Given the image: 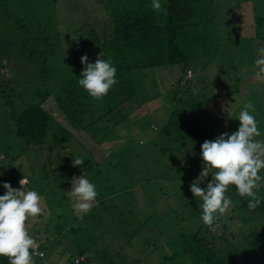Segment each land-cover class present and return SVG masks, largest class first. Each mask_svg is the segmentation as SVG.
I'll return each instance as SVG.
<instances>
[{
  "label": "rangeland",
  "instance_id": "obj_1",
  "mask_svg": "<svg viewBox=\"0 0 264 264\" xmlns=\"http://www.w3.org/2000/svg\"><path fill=\"white\" fill-rule=\"evenodd\" d=\"M197 3L192 20L198 24L196 31H203L209 58L188 64V80L191 91L207 97L199 114L202 135L180 139L173 129L168 135L161 133L170 113L185 109L193 97L180 79V65L132 71L133 95L121 112L105 114L94 102L98 111L87 113L89 126L84 124L83 132L68 129L70 141L64 144L62 139L57 145L74 158L103 163L96 175L93 170L85 174L103 198L96 199L81 220L68 195L75 176L67 172V151L49 149L46 155L41 148L23 147L14 136L10 111L35 103L60 120L55 100L70 88L79 91L81 57L91 48L84 39L97 48L112 34L115 2L0 0V196L6 192L3 183L20 190L16 184L24 178L25 190H35L43 198L42 213L29 217L25 225L30 234L36 232L34 225L43 227L45 238L57 228L58 235L48 245L43 237L37 238L43 242L47 264H72L78 254L85 258L82 264H132L136 256L140 264H192L190 251L200 245L194 237L209 244L214 231L201 221V202L189 188L203 170L200 150L205 137L213 141L237 131L236 118L248 100L255 107L259 139H264V83L251 71L241 72L242 67L252 68L257 50L264 47V20L259 24L264 0ZM92 57L88 63L98 58ZM193 103L199 105L198 100ZM90 141L98 146H86ZM63 163L67 171L61 174ZM195 168L199 173L192 172ZM94 176L98 182L91 180ZM211 179L209 173L200 187L206 188ZM228 191L233 205L219 221L216 245L206 248L220 264H264V239H258L264 234V214L244 213L239 207L247 206L248 198L239 196L234 186ZM257 194L264 204V187Z\"/></svg>",
  "mask_w": 264,
  "mask_h": 264
},
{
  "label": "trees",
  "instance_id": "obj_2",
  "mask_svg": "<svg viewBox=\"0 0 264 264\" xmlns=\"http://www.w3.org/2000/svg\"><path fill=\"white\" fill-rule=\"evenodd\" d=\"M114 2L113 14L116 16L111 26L112 34L103 38L97 48H93L94 45L91 41L84 39L87 42V47L91 48L83 50V56L87 55L92 60L95 59L92 57L93 54H96L101 59H110L117 70L116 79L118 83L102 99H93L79 86V91L70 88L55 100V108L60 115V120L56 119L52 112L35 103L26 104L17 113L10 111L14 136L22 142L23 147L41 148L47 155V151L59 145L62 139L64 141L69 139L68 129L75 131L86 129L84 124L89 126L85 122L87 113L98 111L93 106L94 102L97 101L102 105L100 107L105 108V114L121 112L124 105L128 103V99L133 95L130 87V73L132 71L171 65L181 66L180 79L184 80L183 86L188 88L193 97L190 96L191 99L185 109L170 113L161 133L168 135L169 129H173L178 133L180 139L202 135L199 114L202 105L207 101V97L200 98L196 92L191 91L189 84L190 87L192 85L186 77V73L190 69L188 64L195 58H203L205 62L209 58L207 48L202 44L203 39L200 32L203 31L197 32L198 24L193 21V15L199 6L197 2H204V0H160L162 5L160 12L152 10V0H123L124 4L121 5H119L120 0H114ZM263 20L264 13L259 24ZM262 39H264V33L260 40ZM196 100H198L199 105L193 103ZM5 104L8 106L7 102ZM60 124H65L67 128L65 129ZM204 140L211 141L206 137ZM192 172L199 173V170L195 168ZM230 194L227 190L226 196ZM239 208L244 213L258 212L264 214V204H260L254 211L249 210L245 205H241ZM243 218L247 219L245 216ZM36 234L29 233L31 237L35 238ZM259 235L258 239H264V234ZM212 238L216 239V235ZM194 241L197 243L200 241V245L195 244V249L190 251L192 252V264H220L215 260L214 252L212 254V250L206 248L209 245L205 243L204 238L196 236ZM41 249L42 246H40ZM203 251L207 252L203 253ZM33 260L34 264H43L42 258L33 256ZM0 264H8V258L0 257ZM72 264H74L73 261ZM77 264L81 263L77 262Z\"/></svg>",
  "mask_w": 264,
  "mask_h": 264
},
{
  "label": "clouds",
  "instance_id": "obj_3",
  "mask_svg": "<svg viewBox=\"0 0 264 264\" xmlns=\"http://www.w3.org/2000/svg\"><path fill=\"white\" fill-rule=\"evenodd\" d=\"M151 8L155 12L162 10L160 0H152ZM84 70L78 79L79 86L93 99H102L118 83L116 68L110 59L98 57L95 63H88L87 55L81 57ZM251 71L253 78L264 83V47L257 50V58L251 69L242 67L241 72ZM255 107L251 100L244 103L236 120L240 122L237 131L224 133L213 141L201 145L200 156L203 170L199 178L190 185V192L198 198L202 215L201 221L210 231H216L219 221L233 205L232 198L226 196L229 186H234L241 197L248 198L247 207L255 210L261 204L257 190L264 187V139L258 129L254 115ZM73 166H81L84 160L75 158ZM211 173L212 179L206 188L200 183ZM21 189L3 183L5 194L0 196V257H7L8 264H34L33 254L36 241L29 235L25 222L43 211V198L35 190H25L28 180L19 181ZM72 189L68 195L75 202L73 208L82 220L96 204L98 192L94 183L85 176L74 177Z\"/></svg>",
  "mask_w": 264,
  "mask_h": 264
},
{
  "label": "crops",
  "instance_id": "obj_4",
  "mask_svg": "<svg viewBox=\"0 0 264 264\" xmlns=\"http://www.w3.org/2000/svg\"><path fill=\"white\" fill-rule=\"evenodd\" d=\"M121 4H124L123 3V0H120V2H119V5H121ZM165 68V67H164ZM152 130H156L155 129V127L154 128H151ZM83 130L84 129H79V130H75V131H81V132H83ZM72 131H74V130H72ZM72 138V136L71 135H69V139L67 140V141H63V143L65 144V143H68L69 141H70V139ZM94 141H90L89 143H86V146H88V147H96V146H98V144H96V142H94ZM60 143H61V141H60ZM59 143V144H60ZM105 145V144H104ZM106 146V152L109 150V146L108 145H105ZM56 148H59V150H63V152H65L66 153V151H67V156L68 157H70L68 160V164L70 165V171H67L66 170V168H65V163H63L62 165H61V169H59V173H63V172H61V171H63V170H66L67 172H68V175H69V177H72L73 175L75 176V177H78V176H81V175H83V176H85V174H86V172L89 170L90 172L93 170V174L94 175H96L99 171H101V169H99V166H101L103 163H102V160H100L99 159V161L96 163L94 160H91L90 162L89 161H84V163L81 165V166H76L77 167V169L73 166V163H72V160L73 159H75L74 157H72V156H70L69 155V151L66 149V148H64V146H62V147H59V146H55L52 150L53 151H56ZM80 149H83V147L81 146L80 147ZM86 152V151H85ZM85 154H87V153H84V154H81V155H85ZM85 157V156H84ZM89 159H90V157H89ZM63 162H66V161H63ZM108 166H109V164H107ZM72 166H73V168H72ZM91 169V170H90ZM53 170V169H52ZM74 170V171H73ZM94 178V179H93ZM21 179V178H20ZM19 179V180H20ZM18 180V181H19ZM91 180H94V181H96V182H98V179H97V177L96 176H94V177H91ZM17 185V187H18V183L16 184ZM21 188V187H20ZM112 194V193H111ZM105 196V195H104ZM112 196H113V194H112ZM111 196V197H112ZM102 196H97V198L96 199H98V200H102ZM107 198H109V196H107ZM97 202V201H96ZM34 229H36V232H35V234L37 235L36 236V238L35 237H32L36 242H38L39 243V251H41L42 252V254H43V256H42V260L41 261H43L45 264H47V261L45 260V253H44V251L41 249L40 250V246H42V241H38V239L37 238H42L43 239V241H44V239H45V242H46V244L48 245L49 243H51V239L53 238V237H55V236H57L58 235V232H57V228H55V229H53V231H52V234H50V235H48V237L47 238H45V235H44V233H47V231L43 228V227H41V228H38L37 227V225H34L33 226V230ZM233 228H231V230H232ZM211 235V237H209V238H207V242L209 243L208 245L210 246V245H216V243H215V238H212L214 235H215V231H214V233L212 232V234H210ZM212 241V242H211ZM40 243H41V245H40ZM44 245V244H43ZM44 246H42V248H43ZM31 251V250H30ZM36 258H38V257H36ZM75 259H77L78 260V262L79 263H83L84 261H85V258H83L82 256H81V254H78V255H76L73 259H72V261H73V263H74V260ZM161 259H162V256H160V258H159V261H161ZM132 264H140V257L138 258V256H136V258H135V260L132 262ZM151 264H154V263H151ZM234 264H240L239 262H235Z\"/></svg>",
  "mask_w": 264,
  "mask_h": 264
},
{
  "label": "built area",
  "instance_id": "obj_5",
  "mask_svg": "<svg viewBox=\"0 0 264 264\" xmlns=\"http://www.w3.org/2000/svg\"><path fill=\"white\" fill-rule=\"evenodd\" d=\"M186 77H187V78L190 77V72H189V71H187V73H186ZM20 186H21V185L18 183V187H20ZM36 245H37V246H36L34 249H30V250H31V254H33V256H35V257L42 258L43 254H42L41 251H39V243L36 242ZM77 262H78V260L75 259V260H74V264H77Z\"/></svg>",
  "mask_w": 264,
  "mask_h": 264
}]
</instances>
